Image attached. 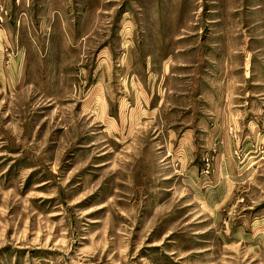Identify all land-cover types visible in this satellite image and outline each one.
<instances>
[{
  "label": "rangeland",
  "instance_id": "rangeland-1",
  "mask_svg": "<svg viewBox=\"0 0 264 264\" xmlns=\"http://www.w3.org/2000/svg\"><path fill=\"white\" fill-rule=\"evenodd\" d=\"M0 264H264V0H0Z\"/></svg>",
  "mask_w": 264,
  "mask_h": 264
},
{
  "label": "crops",
  "instance_id": "crops-1",
  "mask_svg": "<svg viewBox=\"0 0 264 264\" xmlns=\"http://www.w3.org/2000/svg\"><path fill=\"white\" fill-rule=\"evenodd\" d=\"M206 87L208 91L204 96L206 99H208V101L202 102V108H204L206 112L199 115V117L204 122L202 124L203 130L205 129L204 131H206L208 136L213 139V142L210 141V144H208L206 147H208L209 149V147L211 146L210 149H213L212 151L216 153V155L214 156V159L216 158L217 161L215 166H226L228 163V159L227 156L223 153L224 151L230 149L227 147L230 143H228L227 140L217 142V138H220V136L225 133L227 135V132L229 133V131L231 130L234 131V135H238L239 138H241L240 133L242 132L241 129L244 123L243 119L246 120L245 124L248 123V119L249 122L253 124V116L252 114H248V111L245 112V116L243 115V113L238 112L235 109V103H231L229 105L231 107L230 109L233 108L232 110H227V101L221 100L220 98L221 96L226 95L225 90L221 91L220 88H218L219 85L217 86V84L212 86L206 85ZM199 96H201V94H199ZM226 118H228L227 121H225ZM197 127H200V125H198ZM249 127L250 131H252V125H250ZM249 127L247 126V128Z\"/></svg>",
  "mask_w": 264,
  "mask_h": 264
}]
</instances>
